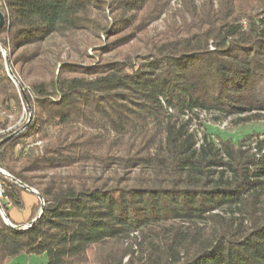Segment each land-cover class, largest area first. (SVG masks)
<instances>
[{"label": "trees", "instance_id": "trees-1", "mask_svg": "<svg viewBox=\"0 0 264 264\" xmlns=\"http://www.w3.org/2000/svg\"><path fill=\"white\" fill-rule=\"evenodd\" d=\"M171 1L0 0V131L32 114L0 133V170L44 203L13 223L24 190L0 174V264H264V140L189 132L200 112L264 122V0H176L149 36ZM78 34L128 52L47 45L80 58Z\"/></svg>", "mask_w": 264, "mask_h": 264}, {"label": "rangeland", "instance_id": "rangeland-1", "mask_svg": "<svg viewBox=\"0 0 264 264\" xmlns=\"http://www.w3.org/2000/svg\"><path fill=\"white\" fill-rule=\"evenodd\" d=\"M180 10L181 5L178 1L172 0L168 6V8L161 14L159 17H157L155 20L149 23L147 28V34L149 36L157 35L160 32H163L165 30V25L167 23L177 22L179 20L180 16ZM58 45L59 50L62 51V59H65L67 56H70L71 59L74 60H80L88 64L92 61V58L94 56L101 55L102 58H117V54H124L128 52V46L123 47L122 49L118 51H112L105 53L103 52L105 39H101V41H95L90 37H87L84 34H78L75 37V47L81 52V57L78 58V55L68 50L67 46L58 38L50 40L47 45L50 47L51 51L54 49L53 45ZM86 44H94L93 49H89ZM98 46H100V49H98ZM1 54L5 57L4 61L7 59L9 62V58L5 55V52L3 50H0ZM103 52V53H102ZM89 56V57H86ZM5 65V62H4ZM6 68V67H5ZM10 69V64H9ZM7 70V69H6ZM8 71V70H7ZM9 72V71H8ZM13 81V79L11 78ZM28 106V105H27ZM29 118V110L28 113L26 112L24 106L22 105L21 113L17 117L16 115H8V127L5 131H0V133H5L7 131L16 129L18 126H20L25 119ZM235 118L234 117H221L214 113H205L200 112L197 115V118L195 121L191 123L189 126V132L194 133L196 139L199 141L202 138L203 134H209L213 139L216 138V136H219L223 139H230L234 143L242 138L244 135L249 134L251 132L256 133L258 140H264V122H258V123H252L248 124L243 127L235 126ZM18 131V130H17ZM15 131V132H17ZM14 132V133H15ZM13 133V134H14ZM37 145H40V143H37ZM3 171V170H2ZM6 173V172H5ZM1 182V181H0ZM23 196L26 197H32L34 200H37V198L34 195H31L27 191L22 192ZM36 202V201H35ZM30 208V206H29ZM28 208V213L31 209ZM12 213L18 214V216L22 217L24 213V208L21 210L12 209ZM26 214V216L28 215ZM25 216V218H26ZM14 264H46V256H35V255H20L16 257L13 260Z\"/></svg>", "mask_w": 264, "mask_h": 264}, {"label": "water", "instance_id": "water-1", "mask_svg": "<svg viewBox=\"0 0 264 264\" xmlns=\"http://www.w3.org/2000/svg\"><path fill=\"white\" fill-rule=\"evenodd\" d=\"M2 24H3V16H2V14L0 13V26H1ZM5 67H6V69L10 72V69H9V62H8L7 59L5 60ZM10 74H11V73H10ZM9 76H10V75H9ZM10 78H11V77H10ZM28 110H29V118H28L26 124H28V122H29V121L31 120V118H32V114H31V110H30L29 106H28ZM20 131H21V130H18V131L15 132L13 135L18 134ZM0 174L4 175L6 178L10 179L12 182H14V183L17 184L19 187H21L24 191H27V192L31 193L32 195H34V196L37 198V200H38L39 203H40V210H39L38 215L36 216V218H35L34 220L31 221V224H34V223L36 222V220L38 219V217L40 216L41 212H42V209H43V206H44L43 199H42L40 196H38V194H37L34 190L29 189V188H27V187L21 185L20 182H18L17 180H15V179L12 178L11 176H9V175H8L7 173H5L4 171L0 170ZM0 215L2 216L3 221L5 222V224H6L7 226H9V227L12 228V229H18V226H14V225H12V224L9 223L7 217L4 215V213H3L2 209H1V206H0Z\"/></svg>", "mask_w": 264, "mask_h": 264}, {"label": "crops", "instance_id": "crops-1", "mask_svg": "<svg viewBox=\"0 0 264 264\" xmlns=\"http://www.w3.org/2000/svg\"><path fill=\"white\" fill-rule=\"evenodd\" d=\"M21 197H22V201L24 203V213H23L22 217L18 216V214L12 213V209H14V208H10L9 211H8L10 219L15 224H24L28 220V218L30 216V212L28 213V211H27L29 206H30L29 209H31V207L36 203L35 202L36 200H34V198H32V197H28L26 199V197H24L23 194L21 195ZM27 213H28V215L26 216ZM25 216H26V218H25Z\"/></svg>", "mask_w": 264, "mask_h": 264}, {"label": "built area", "instance_id": "built-area-1", "mask_svg": "<svg viewBox=\"0 0 264 264\" xmlns=\"http://www.w3.org/2000/svg\"><path fill=\"white\" fill-rule=\"evenodd\" d=\"M2 183L0 182V200L3 199V196H2ZM9 206V204H8Z\"/></svg>", "mask_w": 264, "mask_h": 264}]
</instances>
